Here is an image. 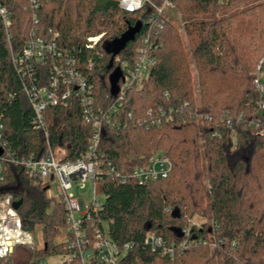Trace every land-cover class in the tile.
<instances>
[{"label": "trees", "instance_id": "1", "mask_svg": "<svg viewBox=\"0 0 264 264\" xmlns=\"http://www.w3.org/2000/svg\"><path fill=\"white\" fill-rule=\"evenodd\" d=\"M0 1L9 13L7 27L0 17V142L13 146L14 155H38L49 146L63 153L61 161L74 160L85 151L91 127L74 98L66 106H47L43 128L34 127V111L24 91L30 78L21 75L13 59L28 37L33 10L23 8L26 0ZM170 4L154 21L149 20L156 12L152 7L130 12L119 0H45L36 10L42 31H58V46L76 56L83 71L92 62L88 75L99 93L112 87L110 75L118 69L114 55L130 66L146 38L153 63L140 89L127 94L122 112L136 119L157 105L178 111L174 121L147 128L138 122L119 128L103 125L99 160L111 161L125 177L100 179L102 202L91 206L84 220L89 238L97 227L118 245L130 243L116 264H264V110L256 105L253 82L259 61L264 63V0ZM136 21L141 29L134 38L116 52L111 49ZM97 34L101 37L94 47L86 48V38ZM48 70L38 68L44 75H37V83H46ZM183 103L210 120L189 117ZM225 115L232 117V128L221 122ZM213 129L221 137H211ZM156 151L169 156V174L139 184L130 176L132 169ZM4 166L0 193L21 200L17 211L22 226L31 233L39 227L43 241L24 264L67 255L71 248L56 240L66 225L62 202L51 199L22 166ZM194 215L210 223L191 226L189 237L194 240L181 252L156 257L144 235L152 232L166 242L178 241L186 219ZM14 250L0 264H15L21 257H12Z\"/></svg>", "mask_w": 264, "mask_h": 264}, {"label": "built area", "instance_id": "2", "mask_svg": "<svg viewBox=\"0 0 264 264\" xmlns=\"http://www.w3.org/2000/svg\"><path fill=\"white\" fill-rule=\"evenodd\" d=\"M42 1L26 0L24 9H32L31 27L19 55L13 57L17 69L22 76H28L29 82L24 85V91L34 111V127L43 128L42 112L47 106L68 104L70 98L78 101L84 121L91 127L89 143L83 153L74 160L61 161L63 153L54 151L49 146L38 155H14L13 146H6V142H0V180L3 179L4 164L10 162L20 165L25 169L27 177L45 187L51 196L61 201L65 210V234L66 242L71 251L63 255L59 264H66L70 259H76L79 264H116L125 253L132 247L128 242L118 245L112 241L102 230L95 227L92 238H89L84 224L85 217H89L91 206L99 207L102 199L96 197L95 184H100L104 175L124 179L116 171L111 161L99 160L98 144L101 140L103 125L111 127H125L130 122L139 123L146 128L152 125L172 122L178 112L176 108H164L161 105L148 108L144 114L134 119L131 113L122 112L127 94L132 90H138L145 79L153 58L149 55L147 39L137 48V54L130 66L114 55L113 62L117 64L120 75L113 87L108 91L99 93L91 81L89 70L92 62L86 63L83 71L79 66L78 59L67 49L57 44L58 31L51 29L43 30L39 27L36 10ZM148 0H119V6L126 11H135L142 8ZM170 4V0H163L153 12L149 20L154 21L156 16L162 13L164 5ZM0 17L7 27L9 25V13L5 5L0 1ZM10 38V34L7 36ZM101 34L88 36L85 41L86 48H93ZM262 59L257 65L258 72L253 82L258 91L256 105L259 110H264V82L261 81L259 71ZM38 68H47L50 71L46 83H37V75L42 77ZM41 74V75H40ZM38 77V78H39ZM182 109L187 110L189 117L203 121L210 120V116L190 109L187 103H183ZM181 118V116H178ZM223 118V119H222ZM221 122L232 128V117L225 115ZM182 120L183 117H182ZM3 122L0 120V130ZM1 133V132H0ZM211 137H221L219 129L210 131ZM46 135V134H45ZM1 137V135H0ZM102 158V155H100ZM172 168L168 155L161 151L153 152L144 163L135 166L130 176L139 184L165 178ZM86 182L92 183V197L85 201L74 193V189H82ZM13 199L10 194L0 193V258L6 257L16 245L32 247L34 237L30 231L22 226L20 215L12 205ZM191 223L180 230L182 240L166 242L165 239L152 232L144 235V241L150 246L154 255L173 257L181 252L194 239L189 237ZM38 231L39 230V227ZM90 240L92 244L90 245Z\"/></svg>", "mask_w": 264, "mask_h": 264}, {"label": "rangeland", "instance_id": "3", "mask_svg": "<svg viewBox=\"0 0 264 264\" xmlns=\"http://www.w3.org/2000/svg\"><path fill=\"white\" fill-rule=\"evenodd\" d=\"M160 1L162 3L163 0H160ZM158 2H159V0H148V2L145 3V5L152 7L154 10H156L157 7H160L158 5ZM171 6H172L171 4H165L162 12H165ZM176 19H179L178 14H176ZM110 48L111 49L115 48V42L111 43ZM259 75H260L261 81L264 82V63L261 66V69L259 71ZM94 186L96 188V197L102 199L103 194H102L100 185L95 184ZM91 192H92V183L91 182H86L84 188H82V189H74V193L80 197H83V199L85 201L90 200V198L92 197ZM46 194L51 199L57 200V198L55 196H51L50 192L47 190H46ZM202 222H207V218L194 215V216L190 217L189 219H186V226L189 223L192 224L191 226H199L200 224H202ZM208 222L210 223V221H208ZM64 232H65V229H63V231L59 235H57V237H56L57 242L58 241L59 242L62 241V243L64 242V240H63V239H65V237H64L65 233ZM32 235L34 237V239H33L34 243H33L32 247H28L29 249L23 245H16L15 246V250H14L12 257H15V256L21 257V258H18L17 260L15 259L16 260L15 264H24L26 256H28V253L31 250H38L41 247H43V241L41 239V233H40V231H38L37 227H35L32 230ZM179 240H182V239H179ZM91 244H92V240H90V245ZM210 247H213V243L210 244ZM158 256H160V254L156 255V257H158ZM23 257H25V258H23ZM63 258H64L63 255H52V256H49L46 259H44L41 262V264H59Z\"/></svg>", "mask_w": 264, "mask_h": 264}, {"label": "water", "instance_id": "4", "mask_svg": "<svg viewBox=\"0 0 264 264\" xmlns=\"http://www.w3.org/2000/svg\"><path fill=\"white\" fill-rule=\"evenodd\" d=\"M141 29V22L136 21L133 25L128 26V28L120 35V37L115 41V52L123 47L129 40H132L136 33H138ZM120 75V72L118 69H115L113 73L110 75V82L113 87L115 81L118 79ZM2 152V149L0 148V153ZM21 204V200L13 201L12 205L15 209L18 208V206ZM173 214H177V210L173 211ZM28 229H31L29 227Z\"/></svg>", "mask_w": 264, "mask_h": 264}]
</instances>
